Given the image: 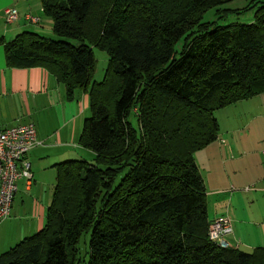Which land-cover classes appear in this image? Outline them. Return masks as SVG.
I'll use <instances>...</instances> for the list:
<instances>
[{
    "label": "trees",
    "instance_id": "trees-1",
    "mask_svg": "<svg viewBox=\"0 0 264 264\" xmlns=\"http://www.w3.org/2000/svg\"><path fill=\"white\" fill-rule=\"evenodd\" d=\"M232 1L41 0L57 39L0 37L9 68L48 69L68 101L88 95L79 144L93 153L54 166L44 227L0 264H79L89 233L86 264H264L263 246L210 240L194 158L219 136L216 111L264 93V1L251 0L250 24L202 21ZM95 48L108 55L102 81Z\"/></svg>",
    "mask_w": 264,
    "mask_h": 264
},
{
    "label": "crops",
    "instance_id": "crops-1",
    "mask_svg": "<svg viewBox=\"0 0 264 264\" xmlns=\"http://www.w3.org/2000/svg\"><path fill=\"white\" fill-rule=\"evenodd\" d=\"M7 8L19 12V20L10 26L4 19ZM26 14L41 18L40 24L28 23ZM42 16L41 0H0V37L10 41L22 31L39 33L32 28L41 26ZM263 98L264 93L218 110L217 140L194 155L207 196L222 200L209 213L211 220L229 214L235 230L232 241L244 240L250 250L264 247V142L255 143L250 137L252 126L264 120V102H257ZM88 108L87 94L79 92L68 101L64 86L48 69L9 68L0 47V131L33 123L41 143L28 155L32 182H18L11 217L0 224V255L44 227L55 183L54 166L69 156H90L79 144ZM48 168H54L50 177ZM253 188L259 191L248 195ZM228 199L234 209L229 208ZM254 229L260 230V237L251 235Z\"/></svg>",
    "mask_w": 264,
    "mask_h": 264
},
{
    "label": "built area",
    "instance_id": "built-area-1",
    "mask_svg": "<svg viewBox=\"0 0 264 264\" xmlns=\"http://www.w3.org/2000/svg\"><path fill=\"white\" fill-rule=\"evenodd\" d=\"M25 17L30 24L37 25L41 22V18L32 14H26ZM4 19L7 25L14 24L19 20V12L14 8H7L4 10ZM40 144L33 123L0 131V224L11 217L18 182H32L33 174L28 155ZM233 234V220L229 216L216 218L210 224L209 238L221 248H237L240 245L239 242L232 241Z\"/></svg>",
    "mask_w": 264,
    "mask_h": 264
},
{
    "label": "rangeland",
    "instance_id": "rangeland-1",
    "mask_svg": "<svg viewBox=\"0 0 264 264\" xmlns=\"http://www.w3.org/2000/svg\"><path fill=\"white\" fill-rule=\"evenodd\" d=\"M249 5H252L251 0H234L232 2L221 4V5L215 7L211 10H208L206 13H204L202 15V21L213 23V27H215V26H228V25H232V24H250L255 20L256 11L258 10V7L262 5V3H260L259 5H257L256 7L252 8V9H247ZM42 18H43V20H42L41 26L40 27H33L32 29L41 31L39 33L45 37L57 39V37L54 35L53 30H52V21L49 18H46L45 16H42ZM10 25H13V24H10ZM181 45H182V41L176 46L177 51L180 50ZM94 54H95V59H96V68H95V73H94V80L102 81L104 79L106 69H107V65H108V55L105 51H103L99 48L94 49ZM261 101L264 102V98L257 100V102H259V104ZM216 113H217V111L215 112V117H216ZM89 115H90V112L88 110L86 117H88ZM250 137L254 138L255 143L264 142V120L254 124L252 126ZM86 152H88V154H90V156L86 155V156H83V158H80L81 156H78V155L76 156V158H74L75 156H69L70 158L68 157L67 160L85 159L87 161H91L93 159L92 158L93 153L91 154L89 151H86ZM53 169L54 168H52V169L48 168L47 169L49 177L51 176V174H53V171H52ZM54 178L56 180V170L54 171ZM255 190L256 189L249 192L248 195L253 196L254 194H256L259 191V190H257V191H255ZM225 196L229 197V195H225ZM225 196L223 197L224 200H225ZM207 200H208V209H209L210 214L213 211H215L214 206H215L216 201H218V200L222 201L221 198L220 199L219 198H213L211 196L210 197L207 196ZM226 202L228 203V205H232L229 199L226 200ZM224 205H225V203H224ZM237 205L240 206L241 202L239 203L237 201ZM244 205L246 206L247 204H244ZM231 207H232V209H234V204L232 206H230L229 208H231ZM227 215L230 216L229 214H223V216H227ZM210 217L212 218L213 216L210 215ZM253 234H255L257 236V238L260 237V230L254 229V231H252L251 235H253ZM248 236L249 235L245 233V237L248 238ZM89 242H90V233L87 235L86 234L83 235L80 243L78 244L80 259H82V261H83L79 264H86V262H84V259H85V261H88V254L87 253L89 251ZM239 244H240L241 250L247 251V252L251 251L249 248H247L246 241L240 239Z\"/></svg>",
    "mask_w": 264,
    "mask_h": 264
}]
</instances>
